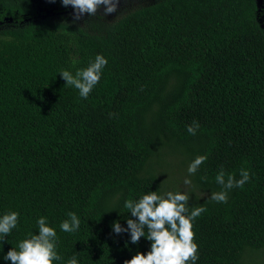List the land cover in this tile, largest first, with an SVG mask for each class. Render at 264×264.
Wrapping results in <instances>:
<instances>
[{"label": "trees", "instance_id": "obj_1", "mask_svg": "<svg viewBox=\"0 0 264 264\" xmlns=\"http://www.w3.org/2000/svg\"><path fill=\"white\" fill-rule=\"evenodd\" d=\"M0 0V216L18 225L0 236V264L38 235L57 233L53 264H124L147 254L132 244L126 200L157 191L187 194L196 264H264V28L257 0H161L114 24L68 22L62 0ZM51 12L50 14L48 12ZM60 17H62L60 19ZM108 61L87 99L66 85ZM111 114V115H110ZM193 121L196 135L187 132ZM207 160L189 175V164ZM223 168L240 179L227 203L210 199ZM191 184H185V180ZM75 212L74 233L59 225ZM145 232L147 229L145 228ZM191 264V261L188 262Z\"/></svg>", "mask_w": 264, "mask_h": 264}, {"label": "clouds", "instance_id": "obj_2", "mask_svg": "<svg viewBox=\"0 0 264 264\" xmlns=\"http://www.w3.org/2000/svg\"><path fill=\"white\" fill-rule=\"evenodd\" d=\"M55 2V0H50ZM120 0H62V5H71L74 11V19L79 20L84 14L95 16L99 7L104 6V15L115 13ZM108 61L102 55H97L94 62L88 67L78 70L75 75L67 70H61L60 76L66 81V85L74 86L79 90L82 98L87 99L90 92L101 79L102 70ZM111 115V114H110ZM199 123L193 121L187 126L190 135H196ZM207 160V156H197L188 167L189 175L197 172L199 167ZM240 179L235 174L226 173L223 168L217 173L215 181L221 186V191L211 193L210 199L218 203H227L228 193L233 188H243L250 180V172L240 170ZM185 184H191L186 179ZM190 197L179 192H167L159 195L157 191H151L143 195L138 201L128 199L124 207L129 210L132 217L127 219V228L121 227L116 221L112 230L116 234L130 233L132 244H137L141 237L151 241L150 251L145 255L137 253L124 264H196L199 259L198 245L194 242L192 221L206 211L204 206L189 207ZM60 225V229L66 233H74L80 228V219L75 212L67 213ZM18 212H8L0 216V236L7 237L18 225ZM38 235L29 233V238L19 243L18 249L12 248L4 256V260H10L12 264H53L61 257L57 254V233L48 225L46 217L37 220ZM145 228L147 232H145ZM79 253L74 254L67 264H78Z\"/></svg>", "mask_w": 264, "mask_h": 264}, {"label": "rangeland", "instance_id": "obj_3", "mask_svg": "<svg viewBox=\"0 0 264 264\" xmlns=\"http://www.w3.org/2000/svg\"><path fill=\"white\" fill-rule=\"evenodd\" d=\"M161 0H120L118 5V9L115 13L104 15V6H100L95 16H90L88 14H84L81 19L75 20L74 19V9H71L69 12L65 13L62 17L66 19L68 22L80 24L83 27H87L92 23H103V25H111L118 21L120 18L124 17L125 15L129 14L130 12L141 8L146 7L151 4H154ZM259 11L261 13L260 23L264 28V0H257ZM39 7L41 10H45L48 7L46 6V0H38ZM71 6V5H70ZM49 9V8H48ZM60 17V19L62 18ZM8 24H0V27H8Z\"/></svg>", "mask_w": 264, "mask_h": 264}, {"label": "water", "instance_id": "obj_4", "mask_svg": "<svg viewBox=\"0 0 264 264\" xmlns=\"http://www.w3.org/2000/svg\"><path fill=\"white\" fill-rule=\"evenodd\" d=\"M48 13L50 14L51 12L49 11Z\"/></svg>", "mask_w": 264, "mask_h": 264}]
</instances>
